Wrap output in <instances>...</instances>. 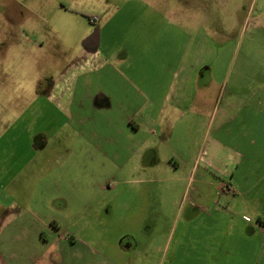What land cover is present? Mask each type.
Listing matches in <instances>:
<instances>
[{"label": "rangeland", "instance_id": "obj_1", "mask_svg": "<svg viewBox=\"0 0 264 264\" xmlns=\"http://www.w3.org/2000/svg\"><path fill=\"white\" fill-rule=\"evenodd\" d=\"M83 51L111 65L76 75ZM139 88L157 109L178 103L167 123L186 169L196 155L239 171L216 206L177 213L193 202L186 179L175 193L105 190L123 180ZM98 90L126 114L93 109ZM255 193L264 201V0H0V264L264 262Z\"/></svg>", "mask_w": 264, "mask_h": 264}, {"label": "crops", "instance_id": "obj_2", "mask_svg": "<svg viewBox=\"0 0 264 264\" xmlns=\"http://www.w3.org/2000/svg\"><path fill=\"white\" fill-rule=\"evenodd\" d=\"M82 56L83 57L78 62L80 67L76 70V75L82 74L84 76L86 72L98 73L111 65V59L104 57L99 51L92 53L83 51ZM197 63L198 65L200 64V62ZM196 73L197 72L193 70V76H197ZM184 76L185 75L179 78L180 81H185ZM122 77L128 83H133L132 80L125 77V75ZM86 82V80H83V83ZM139 82L140 84L144 85L142 81ZM138 94L139 98H143L145 100L144 105L135 111H133L130 106L129 111L127 112L129 113V116L122 123L131 129L127 136L128 142L126 145L127 154L130 159L126 163V166L121 167L118 171V173L122 174L120 179L123 180H118L116 182V186L109 187L108 189L105 188V190L115 195L118 194L117 190L119 188L124 189L122 192H127L129 189H132L133 183L139 185V188L145 190L149 187L153 188V185H164L166 181H169L172 183V190L175 193L180 183L186 179L187 190H192V192H194V198L192 199L193 202L189 205L188 210L184 209L183 205H178V201L174 202V206H178L177 213L182 215V212L186 210L188 211L187 217H190L191 213H196L195 210H200L201 206H206L208 209L212 204L216 206L218 196H223L226 193L230 194L233 187V182L237 179L239 171L233 174L231 170H229V167L226 165V163L219 169H215L211 160L208 162V164H201L200 162L202 160H200L199 157H196V155L192 156L191 159L188 160V166L186 169L184 165L185 160L182 158V154H178L177 150H172V148H174L175 136L173 132L175 127L173 128L171 123H167L170 121L169 116L179 112L180 107L177 106L178 103L174 101V103L171 105L160 106L157 109V107L155 108V105L157 104L155 99L153 97H148L142 88H139ZM88 99H92L94 103L93 109H97L98 113L126 114L125 105L122 104L120 107L116 108L113 104L112 97L103 93L102 90H98V92L92 96L90 93L88 95ZM165 99H167V96ZM83 107L84 97L82 101L79 102V108ZM132 111L133 113H131ZM145 119L148 123L145 122ZM151 124H154V127ZM165 126L169 127L164 128ZM143 132L146 133V136L140 138V141L137 140L136 136L140 133L142 134ZM116 146H119V143H117ZM101 147L104 148V146ZM135 147L138 149H134ZM240 174H243V172ZM138 178H140L139 181L135 182V180ZM115 179L118 178L115 177ZM147 185L149 186L147 187ZM182 185L184 186V184ZM208 189H210V191L206 192ZM257 196L258 194L255 193V215L257 219V223H255V235H257L259 239L260 243L258 246V252L261 253L257 254L255 258L260 260L262 257H264V201L261 196ZM197 202L199 204H197ZM223 215H227V213ZM208 217L212 218V215H208ZM78 222V217L75 220H72L67 227H71L69 228L68 232L70 229L77 227ZM205 223H207L206 220ZM51 227L58 229L60 226L53 222L50 224V228ZM39 228L40 229L38 230L40 231L42 228ZM2 232V229H0V234H2ZM76 234V232L71 233V236L65 238L64 241L67 242L78 240ZM208 240L210 241L211 239L209 238ZM85 242L86 241L83 240L81 243ZM87 247L91 254H97L94 252L93 247ZM117 247V250L121 254L126 252L125 246L123 244ZM161 247H163V245ZM54 250H57V248ZM160 254L163 262V259L165 258L163 250ZM260 255L262 256L259 258ZM256 264H264V262L257 261Z\"/></svg>", "mask_w": 264, "mask_h": 264}, {"label": "water", "instance_id": "obj_3", "mask_svg": "<svg viewBox=\"0 0 264 264\" xmlns=\"http://www.w3.org/2000/svg\"><path fill=\"white\" fill-rule=\"evenodd\" d=\"M98 36H99V32L98 31H96L92 36H91V38H89V40L87 41V43H89V42H97L98 41Z\"/></svg>", "mask_w": 264, "mask_h": 264}, {"label": "built area", "instance_id": "obj_4", "mask_svg": "<svg viewBox=\"0 0 264 264\" xmlns=\"http://www.w3.org/2000/svg\"><path fill=\"white\" fill-rule=\"evenodd\" d=\"M96 22V20H92V23H95Z\"/></svg>", "mask_w": 264, "mask_h": 264}, {"label": "flooded vegetation", "instance_id": "obj_5", "mask_svg": "<svg viewBox=\"0 0 264 264\" xmlns=\"http://www.w3.org/2000/svg\"><path fill=\"white\" fill-rule=\"evenodd\" d=\"M95 33V32H94Z\"/></svg>", "mask_w": 264, "mask_h": 264}]
</instances>
